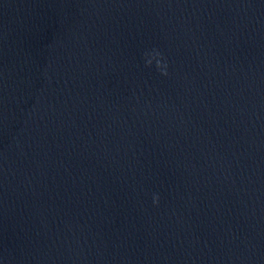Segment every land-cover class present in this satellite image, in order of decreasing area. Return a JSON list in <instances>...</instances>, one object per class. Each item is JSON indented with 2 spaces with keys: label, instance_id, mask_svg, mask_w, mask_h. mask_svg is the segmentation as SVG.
<instances>
[{
  "label": "water",
  "instance_id": "95a60500",
  "mask_svg": "<svg viewBox=\"0 0 264 264\" xmlns=\"http://www.w3.org/2000/svg\"><path fill=\"white\" fill-rule=\"evenodd\" d=\"M0 264H264V0H0Z\"/></svg>",
  "mask_w": 264,
  "mask_h": 264
},
{
  "label": "clouds",
  "instance_id": "9594fccd",
  "mask_svg": "<svg viewBox=\"0 0 264 264\" xmlns=\"http://www.w3.org/2000/svg\"><path fill=\"white\" fill-rule=\"evenodd\" d=\"M146 66H151V60H149V61H147V63H146ZM166 74V73H165ZM157 198H154V201L156 200Z\"/></svg>",
  "mask_w": 264,
  "mask_h": 264
}]
</instances>
